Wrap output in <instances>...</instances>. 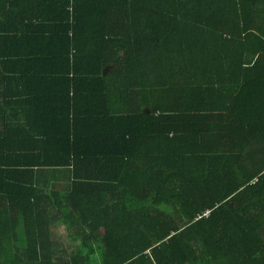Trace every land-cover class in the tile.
Here are the masks:
<instances>
[{
    "label": "trees",
    "instance_id": "1",
    "mask_svg": "<svg viewBox=\"0 0 264 264\" xmlns=\"http://www.w3.org/2000/svg\"><path fill=\"white\" fill-rule=\"evenodd\" d=\"M1 3L26 12L2 59L47 26L78 77L110 67L140 103L90 127L68 98L67 135L27 149L0 87V264H264V0ZM60 224L84 253L57 252Z\"/></svg>",
    "mask_w": 264,
    "mask_h": 264
},
{
    "label": "crops",
    "instance_id": "2",
    "mask_svg": "<svg viewBox=\"0 0 264 264\" xmlns=\"http://www.w3.org/2000/svg\"><path fill=\"white\" fill-rule=\"evenodd\" d=\"M16 8H13L14 12ZM9 11L10 9H5L1 3L0 27L20 23L21 16L26 13L23 11L18 19L14 12L7 14ZM33 28L39 30H35L29 40H18L19 42L11 45L13 55L11 54L12 57L7 61L2 59V55L9 54L10 48L4 47L9 43L6 42L3 46L2 41L5 39L2 38L1 33L4 29L0 28V65L2 68L6 66V72L1 75L8 79L6 85H3L2 77H0V87L8 91L11 96V104L8 106L6 115L12 129L10 131L12 141L26 139L27 149H31L37 144L36 139L52 137L53 131H56L55 135L61 134V137L67 135V123L62 119L61 113L67 107L68 98L74 105L70 115L71 121L75 119H73L74 115L77 116L76 119L91 121L90 127L94 123L92 117L97 121H100L102 117L107 120L106 117L117 114L118 109L140 103L139 100L134 99L133 94L130 96L126 91L118 89V81L126 86L132 85L127 84L123 79L121 81L116 70L112 71L110 67L104 71L103 78L88 77L85 71L78 77L82 62L77 69L73 67L78 52L72 49L68 53L66 36L54 34L50 37L49 32H46L47 26ZM124 37L127 39V36ZM80 45L81 50H86L90 42L81 41ZM102 46L109 47L108 57H116L118 48L114 41L111 43L104 40ZM53 48L57 50L58 58L51 57L47 53ZM18 52H26V54H20L19 57ZM77 63L78 61H75V65ZM144 102L145 100L141 101L142 104ZM27 155L40 156L33 152ZM55 227L59 229L63 238L57 246V252L61 253V256L63 252L84 253L82 244L75 243L70 238L63 224ZM54 236L56 237L55 232ZM97 251L96 247L92 248L93 256L90 259H95Z\"/></svg>",
    "mask_w": 264,
    "mask_h": 264
},
{
    "label": "rangeland",
    "instance_id": "3",
    "mask_svg": "<svg viewBox=\"0 0 264 264\" xmlns=\"http://www.w3.org/2000/svg\"><path fill=\"white\" fill-rule=\"evenodd\" d=\"M119 79L122 80V77H120ZM54 230H55V231H54ZM54 230H53V231L56 233V237H55V236H54V232H53V237H54V239H55L57 242L62 241L63 238H61V233H60L59 229L56 227ZM59 234H60V236H59ZM64 238H65V237H64Z\"/></svg>",
    "mask_w": 264,
    "mask_h": 264
}]
</instances>
